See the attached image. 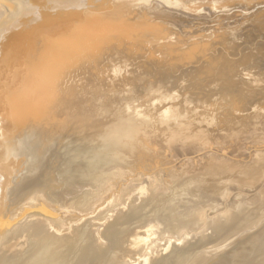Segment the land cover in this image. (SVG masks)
<instances>
[{
    "label": "bare ground",
    "instance_id": "bare-ground-1",
    "mask_svg": "<svg viewBox=\"0 0 264 264\" xmlns=\"http://www.w3.org/2000/svg\"><path fill=\"white\" fill-rule=\"evenodd\" d=\"M257 93L264 0H0V264H264V184L217 212L264 148L166 164L250 138Z\"/></svg>",
    "mask_w": 264,
    "mask_h": 264
},
{
    "label": "rangeland",
    "instance_id": "rangeland-1",
    "mask_svg": "<svg viewBox=\"0 0 264 264\" xmlns=\"http://www.w3.org/2000/svg\"><path fill=\"white\" fill-rule=\"evenodd\" d=\"M235 3V2H234ZM203 12L204 11H206V10H202ZM213 12V10H209V12H206L207 14H211ZM226 12V13H225ZM223 14H221V16L223 17V20H225L224 22H228L229 24H231V25H233L232 23H234V21H235V17H237V16H233L232 14L233 13H240L239 11H236L235 9L233 10V7H232V9L231 8H229V10L228 11H225ZM215 13V12H214ZM232 13V14H231ZM231 17H230V16ZM226 16V17H225ZM231 18V19H228L229 17ZM224 17H225V19H224ZM228 17V18H227ZM235 18V19H233V18ZM229 20V21H228ZM232 20H233V22H232ZM186 24V23H185ZM185 24H184V22H182V21H178L175 25H176V28H178V29H183V30H188V29H191V28H189L188 26H185ZM259 93H257V95L256 96H254L253 98H256V99H258V98H261L262 96V99L264 98V94H262V95H258ZM258 96V97H257ZM248 97V96H247ZM247 97H245V95H243V98H247ZM249 98V97H248ZM258 122L259 123H262L261 125L260 124H258ZM257 124V127L256 126H254L253 128H252V131L251 132H255L256 134H254V133H252L253 135H251V132H250V138H249V136H248V134L247 135H245V137L244 136H242V137H240L239 138V140H237L238 138H235L236 139V141H235V139L233 140V139H230V140H233V141H230L229 139H226L227 141H226V143H225V141H215V140H209V139H206V141H205V144L203 143V141L201 140V141H198V142H196V141H189V142H187V144L186 143H184L182 146H185V147H182L181 146V144H178V145H176V146H174V147H176L175 149L176 150H178L179 151V154H178V151H173L174 150V147H173V149H172V151L170 150V155L171 156H169L171 159H169V160H166V161H170L169 163H166V164H171L170 166H172V165H174V164H176L175 165V167H179L181 164H182V162H184L185 161V159L186 158H193V155H194V157H200L199 159H201L203 156H205L206 154H208V153H210V152H218V153H220V154H223V155H226L227 157H232L233 159H237V160H244V161H250V160H252V159H254L255 157V153H253L254 151H256L258 148L260 149V150H262V147L264 148V119H263V121L262 120H258L256 123L254 122V125H256ZM255 128H257L258 129V131L256 132V130H254ZM254 130V131H253ZM263 131V132H262ZM246 133H249V131H246ZM258 133L260 134V135H258ZM248 138H247V137ZM208 140H209V142H208ZM251 140V141H250ZM216 142V143H215ZM228 142L230 143L231 142V144H229L228 145ZM232 142H233V144H232ZM207 143V144H206ZM240 143H243V144H240ZM203 144V145H202ZM236 144H237V146H236ZM188 145V146H187ZM206 147H205V146ZM208 145H212V146H208ZM214 145H217V146H214ZM224 145H226V146H224ZM234 146V147H232V146ZM238 145H239V147H238ZM254 145V146H253ZM181 147V148H179V147ZM230 146H231V148H230ZM178 147V148H177ZM214 147H217L218 149L216 150V148H215V150H214ZM222 147H225V148H222ZM230 149H229V148ZM183 148V150H181ZM186 148H187V150H186ZM213 148V149H212ZM206 151H205V150ZM220 149H222L221 151H222V153H221V151H220ZM245 149L247 150V149H249V150H247V151H245ZM185 150L187 151V152H185ZM214 150V151H213ZM252 150V151H251ZM254 150V151H253ZM220 151V152H219ZM224 151H227V153L225 152L224 153ZM231 151H232V153H231ZM234 151V152H233ZM236 151H237V154H238V156H237V154H235L236 153ZM177 153V156H176V153ZM172 153V154H171ZM175 153V156L173 155ZM190 153H192V154H190ZM229 153V154H228ZM250 153H251V155H252V157H251V155H250ZM187 154V155H186ZM190 154V155H189ZM197 154V155H196ZM201 154V155H200ZM249 154V155H248ZM186 157H185V156ZM182 158H181V157ZM188 156V157H187ZM234 156V157H233ZM249 157V158H247V157ZM177 157V158H176ZM241 157V158H240ZM246 157V158H245ZM174 158H176V159H174ZM179 158H181V160L179 159ZM238 158H240V159H238ZM175 161H174V160ZM247 159V160H246ZM172 160V161H171ZM177 160V161H176ZM174 161V162H173ZM172 162H173V164H172ZM166 164H164L165 165V167H169V166H167ZM163 165V166H164ZM174 167V166H173ZM261 175H263V173L261 174ZM145 178V177H144ZM142 178L140 181H138V182H134V183H139L140 184V182L142 181V182H144V180L146 181V179L147 178ZM261 177H258L257 179H258V182H257V184L255 185V186H251V187H248L249 189H247L246 190V188L245 187H243V186H246L247 184H244V183H242L243 185L241 186H237L239 183H236V185H234L233 186V188L232 189H234V190H232L231 189V194H228V196L223 200L222 199V201L223 202H221V203H219V206H217L218 207V211H217V208H216V210H213V208H211L210 207V205H207V207L205 206L204 208H202L201 210H202V214H203V212L204 213H208V214H213L215 211H217V212H220V211H222V209H223V205L224 204H227L230 200H231V202H229L230 204H232L233 203V200L237 197V198H242L243 196H245V195H250V196H253V197H255V196H258V191H257V189H260V187H261V185L262 184H264V178L263 179H261V181H259V179H260ZM142 182H141V184H142ZM140 184V185H141ZM258 184H259V186H258ZM135 186V185H134ZM133 186V187H134ZM237 186V187H236ZM136 187V186H135ZM134 189H135V191H134ZM202 190V189H201ZM135 192V194L136 195H138L139 194V192H138V190L136 189V188H133L132 189V192ZM256 191H257V193H256ZM133 192V193H134ZM204 193V192H203ZM244 193V194H243ZM245 193H247V194H245ZM140 195V194H139ZM259 197V196H258ZM193 199V198H192ZM207 199H209L208 197H207ZM211 200H212V198H210ZM258 203H260V204H262V203H264V202H262V201H259ZM252 207V206H251ZM254 208V207H253ZM213 210V211H212ZM251 210V209H250ZM216 212V213H217ZM254 212H256V211H254ZM258 215H260V216H262L261 217V219H262V221L260 222V225L259 226H257L256 228H255V230H252V232H253V234L251 235V236H253V235H261L260 233H262L263 232V230H264V210L261 212V213H259ZM202 223V221H200L198 224H197V226H200V224ZM239 223V222H238ZM241 226V225H240ZM248 224H246L245 226H243L244 228H246V229H244L243 228V230H246L247 231V229H248ZM257 228H259V229H257ZM241 230V229H240ZM242 233V232H241ZM239 234V233H238ZM237 234V235H238ZM242 236H244V233L243 234H241ZM234 243L235 242H233V243H231V242H229V241H225V243H222V246H221V248H219V251H217L215 254H212V255H210L209 257H210V259H219V258H224V257H227L229 254H230V250H231V248L234 246ZM219 244V243H218ZM219 245H221V244H219ZM225 248V249H224ZM223 250L225 251V252H223Z\"/></svg>",
    "mask_w": 264,
    "mask_h": 264
}]
</instances>
